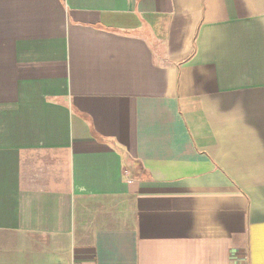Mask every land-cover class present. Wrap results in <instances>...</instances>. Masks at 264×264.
<instances>
[{"label":"crops","instance_id":"0c3cea01","mask_svg":"<svg viewBox=\"0 0 264 264\" xmlns=\"http://www.w3.org/2000/svg\"><path fill=\"white\" fill-rule=\"evenodd\" d=\"M0 264H264V0H0Z\"/></svg>","mask_w":264,"mask_h":264},{"label":"rangeland","instance_id":"374dc122","mask_svg":"<svg viewBox=\"0 0 264 264\" xmlns=\"http://www.w3.org/2000/svg\"><path fill=\"white\" fill-rule=\"evenodd\" d=\"M1 244V243H0Z\"/></svg>","mask_w":264,"mask_h":264}]
</instances>
